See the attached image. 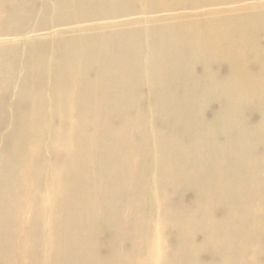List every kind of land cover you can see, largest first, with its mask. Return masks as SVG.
<instances>
[{
    "label": "rangeland",
    "instance_id": "1",
    "mask_svg": "<svg viewBox=\"0 0 264 264\" xmlns=\"http://www.w3.org/2000/svg\"><path fill=\"white\" fill-rule=\"evenodd\" d=\"M89 1H0V264H264V95L244 89L237 57L207 53L238 44L264 52V0H174L190 6L180 13L215 14L161 23L173 13L151 7L172 0ZM263 52L254 58L264 63Z\"/></svg>",
    "mask_w": 264,
    "mask_h": 264
},
{
    "label": "bare ground",
    "instance_id": "2",
    "mask_svg": "<svg viewBox=\"0 0 264 264\" xmlns=\"http://www.w3.org/2000/svg\"><path fill=\"white\" fill-rule=\"evenodd\" d=\"M0 1H1V0H0ZM58 1H60V3H61V0H58ZM67 1H68V0H67ZM82 1L84 2V0H82ZM86 1H89V0H86ZM90 1H91V0H90ZM90 1H89V2H90ZM95 1H96V0H95ZM101 1H102V0L97 1L96 4L99 3V2H101ZM259 1H260V0H259ZM261 1H262V0H261ZM6 2H7V1H6ZM51 2H52V0H51ZM64 2H66V1H64ZM64 2L62 1V3H64ZM69 2H70V1H69ZM74 2H75V1H74ZM79 2H81V1H79ZM79 2H78V3H79ZM106 2H107V1H106ZM109 2H110V0H109ZM19 3H20V2H19ZM60 3H59V5H60ZM84 3H85V6H86L87 2H84ZM91 3H92V2H91ZM16 4H17V3H16ZM49 4H50V2H49ZM55 4H56V3H55ZM70 4H71V3H70ZM70 4H69V5H70ZM74 4H75V3H74ZM81 4H83V3H81ZM81 4H79V5H81ZM89 4H90V3H89ZM89 4H87V5H89ZM92 4H93V3H92ZM92 4H90V5L92 6ZM94 4H95V2H94ZM100 4H101V3H99V5H100ZM106 4H107V3H106ZM138 4H139V3H138ZM160 4H161V5H160ZM160 4H159L158 6H152L151 8H152V9L164 10L165 12H168L169 14H170V13H173L174 16H173V17H157V18L155 19V21H157V22H159V23H161V22H165V21H173V20H179V21L184 20V21H189V20H192V19H195V18H200V17H203V16L205 17V16H207V15H210V14H213V13H214V12H210V13H209V12H208V13L195 12V13H193V14H191V15H189V14H187V13H182V12L180 13V12H179L180 10L190 8V6H181V5L178 6V5H176V2H175L174 0H172L171 2L168 1V2H166L165 4L161 1ZM238 4H239V3H238ZM240 4H241V3H240ZM240 4H239V5H240ZM17 5H18V4H17ZM67 5H68V3L65 4V6H67ZM99 5H98V7H100ZM14 6H15V5H14ZM57 6H58V5H57ZM81 6H82V5H81ZM91 6H89V7H91ZM203 6H204V4H203ZM205 6H210V5L206 4ZM232 6H235V5H232ZM50 7H51V5H50ZM62 7H63V4H62ZM69 7H70V6H69ZM69 7H68V9H69ZM82 7H83V6H82ZM82 7H81V8H82ZM93 7H94V6H93ZM95 7H96V6H95ZM95 7H94V8H95ZM139 7H140V6H139ZM193 7L195 8V7H197V6H193ZM199 7H200V6H199ZM224 7H225V6H224ZM227 7H229V6H227ZM57 8H58V7H57ZM76 8L78 9V7H76ZM76 8H75V9H76ZM87 8H88V7H87ZM1 9H2V8H1ZM14 9H15V7H14ZM45 9H46V8H45ZM68 9H67V10H68ZM77 9H76V10H77ZM84 9L87 11V9H86L85 7H84L82 10H84ZM89 9H90V8H89ZM91 9H93V8H91ZM131 9H132V8H131ZM140 9H141V8H140ZM210 9H211V8H210ZM47 10H48V9H47ZM59 10H60V9H59ZM69 10L71 11V10H73V8H70ZM76 10H74L73 12H75ZM85 10H84V11H85ZM96 10H97V9H96ZM141 10H142V9H141ZM141 10H140V11H141ZM200 10H201V9H200ZM50 11H52V10H50ZM50 11H49V12H50ZM78 11H79V10H77L76 12H78ZM86 11H85V12H86ZM88 11H90V10H88ZM191 11H192V10H191ZM198 11H199V10H198ZM201 11H202V10H201ZM61 12L64 13L65 10L63 11V10L61 9ZM80 12H81V11H80ZM85 12H84V13H81V14H85ZM90 12H91V11H90ZM99 12H100V11H99ZM141 12H142V11H141ZM174 12H175V13H174ZM224 12H225V11H224ZM59 13H60V12H59ZM63 13H61V14H63ZM65 13H66V12H65ZM70 13H71V12H70ZM78 13H79V12H78ZM78 13H77V14H78ZM88 13H89V12H87V14H88ZM102 13H103V11H102ZM102 13H101V14H102ZM168 13H165V14H168ZM16 14H17V13H16ZM46 14H47V13H46ZM50 14H51V13H50ZM55 14H56V10H55ZM75 14H76V13H75ZM87 14H86V15H87ZM90 14H91V13H90ZM103 14H104V13H103ZM105 14L107 15V13H105ZM214 14H215V13H214ZM17 15L19 16V14H17ZM17 15H15V16H17ZM43 15H45V14H43ZM66 15H67V14H66ZM66 15H65V16H66ZM73 15H74V14H73ZM98 15H99V14H98ZM141 15H142V14H141ZM158 15H160V14H158ZM11 16H12V14H11ZM39 16L42 17V15H39ZM47 16H48V15H47ZM50 16H51V15H50ZM54 16H56V15H54ZM67 16H68V15H67ZM75 16H76V15H75ZM78 16H80V15H78ZM81 16H82V15H81ZM87 16H88V15H87ZM9 17H10V16H9ZM13 17H14V16H13ZM13 17H12V18H13ZM19 17H20V16H19ZM21 17H22V16H21ZM52 17H53V16H52ZM63 17H64V15H62V18H63ZM69 17H70V16H69ZM85 17H86V16H85ZM104 17H105V16H104ZM104 17H102V18H104ZM107 17H108V16H107ZM42 18H43V17H42ZM44 18H45V17H44ZM58 18H59V16L56 18V20H57ZM60 18H61V17H60ZM74 18H75V17H74ZM76 18H77V16H76ZM81 18L83 19V17H81ZM14 19H15V18H14ZM17 19H21V18H17ZM67 19L70 20V18H67ZM82 19L80 20L81 22H82ZM84 19H85V18H84ZM89 19L92 20V18H89ZM89 19H88L87 21H89ZM95 19H97V18L95 17ZM54 20H55V19H54ZM60 20H61V19H58V21H56L57 24H58V22H59ZM64 20H66V17H65L64 19L61 20V22L63 21V22H62V25L64 24ZM93 20H94V19H93ZM0 21H1V20H0ZM70 21H71V20H70ZM70 21H68V24H69ZM87 21L85 20V22H87ZM138 21H139V20H138ZM146 21H147V20H146ZM41 22H42V21H41ZM46 22H47V21H45V23H46ZM48 22H49V21H48ZM56 22H55V23H56ZM61 22H60V23H61ZM65 22H66V21H65ZM73 22H74V20H73ZM149 22H150V20H149ZM149 22H148V23H149ZM152 22H154V21H152ZM37 23H38V22H37ZM37 23H36V25H37ZM43 23H44V22H43ZM51 23H52V21H51ZM55 23H54V24H55ZM66 23H67V22H66ZM77 23H78V22H76V24H77ZM140 23H141V21H140ZM24 24H25V23H24ZM29 24H30V23H29ZM46 24H47V23H46ZM73 24H74V23H73ZM41 25H42V24H41ZM49 25H50V24H49ZM71 25H72V24H71ZM79 25H80V24H79ZM137 25H140V24H137ZM137 25H135V26H137ZM143 25H144V24H143ZM25 26H28V25H25ZM25 26H24V27H25ZM33 26H34V25H33ZM33 26H32V27H33ZM37 26H38V25H37ZM37 26H36V27H37ZM44 26H45V25H42V27H44ZM64 26H67V25L64 24ZM64 26H63V27H64ZM127 26H128V25H127ZM20 27H21V26H20ZM32 27H31V28H32ZM55 27H56V26H55ZM55 27H53V29H54ZM60 27H61V26H60ZM45 28H46V27H45ZM45 28H44V29H45ZM57 28H58V26H57ZM2 29H4V28H2ZM9 29H11V28H9ZM15 29H16V27H15ZM18 29H19V26H18V28H17V31H18ZM21 29H22V28H21ZM29 29H30V28H29ZM33 29H34V28H33ZM40 29H43V28H40ZM50 29H51V28H50ZM22 30H23V29H22ZM35 30H36V28H35ZM55 30H56V29H55ZM101 30H104V28L101 29ZM108 30H109V29H108ZM108 30H107V31H108ZM4 31H5V29H4ZM4 31H2V32H4ZM14 31H15V30H14ZM23 31H24L23 33L28 32V31H25V29H24ZM36 31H37V30H36ZM38 31H40V30H38ZM67 31H68V30H67ZM70 31H71V30H70ZM74 31H77V30H74ZM78 31H79V30H78ZM6 32H7V29H6ZM12 32H13V31H12ZM18 32H20V31H18ZM18 32H17V33H18ZM34 32H35V31H34ZM20 33H22V32H20ZM31 33H32V32H31ZM76 33H77V32H76ZM5 34H6V33H5ZM13 34H14V33H13ZM13 34L9 35V36H11V39H12V35H13ZM33 34H34V33H33ZM21 35H22V34H21ZM55 35H56V34H55ZM75 35H76V34H75ZM0 36H1V35H0ZM6 36H7V34H6ZM9 36H8V38H9ZM50 36H51V35H50ZM56 36H57V35H56ZM72 36H73V35H72ZM2 37H4V36H2ZM60 37H61V36H60ZM63 37H66V35L63 36ZM78 37H79V36H78ZM82 37H83V36H82ZM82 37H81V38H82ZM8 38H7V39H8ZM37 38H38V37H37ZM53 38L55 39L54 36H53ZM74 38H76V37H74ZM47 39H49V37H48ZM66 39L68 40V38H66ZM66 39H65V40H66ZM71 39H73V38H71ZM71 39H70V40H71ZM242 39H243V38H242ZM50 40H52V38H51ZM75 40H76V39H75ZM75 40H74V41H75ZM82 40H83V39H82ZM25 41H26V40H25ZM44 41H45V40H44ZM47 41H49V40H47ZM47 41H46V42H47ZM55 41H56V40H55ZM57 41H58V43H59V39H58ZM244 41H245V40H244ZM12 42H13V41H12ZM17 42H18V41H17ZM75 42H76V41H75ZM78 42H79V41H78ZM21 43H24V42H21ZM47 43H48V42H47ZM53 43H54V42H53ZM245 43H246V42H245ZM11 44H12V43H11ZM19 44H20V43H19ZM22 45H23V44H22ZM77 45H78V46H82V45H80V44H77ZM233 45H234V44H233ZM16 47H17V45H16ZM17 48H18V47H17ZM83 48H84V47H83ZM50 50H51V49H50ZM80 50H81V49H80ZM52 51H54V50H52ZM76 51H77V50H76ZM81 51H82V50H81ZM83 52H85V50H84ZM262 52H263V51H262ZM262 52L256 50V48H255L254 45H251V44H238V45L231 46V47H230V46H227V47H225V48H223V47H222V48H217V47H216V48L210 49L207 53H211V54H220V55L223 56V57H237V59H236V65H235V71H236L237 74H238L239 76H241V77H244V78H249V77H250L249 79H245L244 89H246V90L249 89V90H252V91H254V92H256V91L258 90V92L260 91V92H259L260 95H264V63H263L261 60L258 61L256 58H254V57H259L260 55H262V54H261ZM191 53L194 55V54H196L197 52H196V51H192ZM198 53H200V51H198ZM263 53H264V52H263ZM49 54H50V53H49ZM52 55H54V54H52ZM49 56H50V55H49ZM67 56H68V55H67ZM73 56H74V55H73ZM70 57H72V54H71ZM194 57H195V56H194ZM23 58H24V57H22V59H23ZM55 62H56V61H55ZM55 62H54V64H55ZM52 63H53V62H52ZM22 64H23V63H22ZM47 64H48V63H47ZM147 64H148V63H147ZM51 65H52V64H51ZM6 66H7V65H6ZM8 66H9V65H8ZM46 66H48V65H46ZM148 66H149V65H148ZM3 67H4V66H3ZM16 67H17V66H16ZM20 67H21V66H20ZM23 67H24V66H23ZM26 67H27V66H26ZM29 67H30V66H29ZM29 67H27V68L29 69ZM31 67H32V66H31ZM24 68H25V67H24ZM34 68H35V67H34ZM5 69H6V68H5ZM7 69H8V68H7ZM25 69H26V68H25ZM36 69H37V67H36ZM36 69H35V72H36ZM43 69H44V66H43ZM51 69H52V68H51ZM11 70L14 71L15 68H12ZM18 70H19V69H18ZM20 70H21V69H20ZM29 70H32V68L29 69ZM37 70H39V69H37ZM13 71H12V72H13ZM22 71L25 72L24 70H22ZM41 71H42V70H41ZM44 71H45V70H44ZM50 71H51V70L49 69V72H50ZM52 71H53V69H52ZM17 72H18V71H17ZM27 72H29V71H27ZM33 72H34V71H33ZM42 72H43V71H42ZM45 72H46V71H45ZM25 73H26V72H25ZM43 73H44V72H43ZM47 73H48V72H47ZM255 73H256V74H259V75H261V76H263V77L260 78V79H257V78L255 79V77H254V76H255ZM0 74H1V73H0ZM22 74H23V73H22ZM44 74H45V73H44ZM7 75H8V74H7ZM253 75H254V76H253ZM0 76H1V75H0ZM17 76H18V75H17ZM51 76L53 77L54 75L50 74V77H51ZM20 77H21V76H20ZM3 78H5V77H3ZM3 78H2V79H3ZM15 78H16V77H15ZM15 78H14V79H15ZM48 78H49V77H48ZM48 78H46V82H47V79H48ZM7 79H9V78L7 77ZM19 79H20V78H19ZM52 79H53V78H52ZM54 79H55V77H54ZM16 80H17V78H16ZM50 80H51V79H50ZM8 81H9V80H8ZM14 81H15V80H14ZM34 81H35V80H34ZM18 82H19V81H17V83H18ZM32 82H33V80H32ZM47 83H48V82H47ZM51 83H52V82H51ZM21 84H22V83H21ZM32 84H33V83H32ZM25 85L27 86V82H26V84H24V86H25ZM37 85H39V84H37ZM21 86H22V85H21ZM24 86H23V87H24ZM29 86H31L30 83H29L28 87H29ZM34 86H35V84H34ZM31 87H32V86H31ZM24 88H25V87H24ZM61 88H62V85H61ZM64 88H65V87H64ZM6 89H7V88H6ZM16 89H17V88H16ZM25 89H27V87H26ZM38 89H39V88H38ZM46 89H49V87L46 88ZM7 90H8V89H7ZM14 90H15V89H14ZM19 90H20V89H19ZM22 90H23V89H22ZM52 90H53V89H52ZM8 91H9V90H8ZM29 91H30V90H29ZM32 91H34V89H33ZM38 91H39V90H38ZM49 91H50V90H49ZM24 92H28V90H27V91H24ZM52 92H53V91H52ZM52 92L50 93V97H51ZM14 93H15V92H14ZM23 94H24V93H22V95H23ZM26 94H27V93H26ZM28 94H29V93H28ZM14 95H15V94H14ZM31 95H32V93H31ZM31 95L28 96V97L31 98ZM20 96H21V95H20ZM32 97H33V95H32ZM35 97H37V96L35 95ZM46 97H48V96H46ZM9 98H10V97H9ZM14 98H15V97H14ZM21 98H22V97H21ZM24 98H25V97H24ZM37 98H38V97H37ZM51 98H52V97H51ZM25 99H27V95H26V98H25ZM38 99H39V98H38ZM9 100H11V99H9ZM35 100H36V99H35ZM35 100H34V98L32 99V101H34V102H37V101H39L40 99H39V100H36V101H35ZM2 101H4V99H3ZM5 102H6V101H5ZM8 102H9V101H8ZM48 102H49V100H48ZM259 102H263L262 98L259 100ZM2 103H3V102H2ZM32 103H33V102H32ZM49 103H50L49 105H51V102H49ZM255 103H256V101H255ZM33 104H34V103H33ZM43 104H44V103H43ZM22 106H23V104H22ZM32 107H34V106H32ZM53 107H55V106H54V103H53ZM33 109H34V108H32V110H33ZM54 109H55V108H54ZM58 109H59V108H58ZM41 110H42V109H41ZM24 111H25V110H24ZM27 111H28V110H27ZM59 112H60V111H59ZM41 113H42V112H41ZM49 113H50V112H49ZM52 113H53V112H52ZM52 113H51V114H52ZM56 113H58V112H56ZM72 113H73V112H72ZM31 114H32V113H31ZM45 114H46V113H45ZM136 114H137V112H136ZM136 114H135V115H136ZM26 115H27V114H26ZM53 115H54V114H53ZM55 116H56V115H55ZM57 116H58V115H57ZM22 117H23V116H22ZM30 117H31V116H30ZM40 117H41V116H40ZM50 117H51V116H50ZM60 117H61V116H60ZM80 117H82V116H80ZM136 117H137V116H136ZM41 118H42V117H41ZM26 119H27V118H26ZM28 119H30V118H28ZM31 119H32V117H31ZM33 119H34V117H33ZM33 119L30 120V122H32ZM38 119H39V117H38ZM42 119H44V118H42ZM59 119H60V118H59ZM71 119H72V118H71ZM139 119H140V118H139ZM57 120H58V119H57ZM68 121H69V120H68ZM71 121H72V120H71ZM81 121H82V119H81ZM73 122L76 123L74 120H73ZM73 122H72V123H73ZM46 123H47V122H46ZM48 123H49V122H48ZM69 123H70V122H69ZM80 123H81V122H80ZM83 123H84V122H83ZM135 123L137 124V122H135ZM12 124H13V123H11V125H12ZM37 124H39V123H37ZM50 124H51V123H50ZM9 125H10V124H9ZM9 125H8V126H9ZM13 125H14V124H13ZM32 125H33V124H32ZM35 125H36V123H35ZM39 125H40V124H39ZM42 125L44 126V124H42ZM46 125H47V124H46ZM46 125H45V126H46ZM48 125H49V124H48ZM53 125H54V124H53ZM55 125H56V124H55ZM76 125H77V124H75V125H71V126H74V127H75ZM21 126H22V125H21ZM36 126H38V125H36ZM59 126H60V125H59ZM69 126H70V125H69ZM12 127H13V126H11V128H12ZM27 127H29V123H28ZM31 127H32V126H31ZM46 127H47V126H46ZM50 127L52 128V127H54V126L51 125ZM55 127H56V126H55ZM57 127H58V126H57ZM76 127H77V126H76ZM137 127H138V126H137ZM0 128H1V127H0ZM18 128H20V127H18ZM21 128H22V127H21ZM29 128H30V127H29ZM32 128H33V127H32ZM32 128H31V129H32ZM37 128H38V127H37ZM65 128H67V127H65ZM25 129H26V128H25ZM31 129H30V130H31ZM38 129H39V128H38ZM46 129H48V128H46ZM9 130H10V129H9ZM12 130H13V129H12ZM12 130H11V131H12ZM27 130H28V129H27ZM54 130H57V129L54 128ZM67 130H68V129H67ZM130 130H131V129H130ZM16 131H17V130H16ZM16 131L14 130V132H16ZM74 131H75V130H74ZM47 132H48V131H47ZM49 132H50V129H49ZM57 132H58V131H56V133H57ZM59 132H60V131H59ZM69 132H70V131H69ZM77 132H78V131H77ZM16 133H18V132H16ZM42 133H43V132H42ZM45 133H46V132H45ZM50 133H51V132H50ZM50 133H49V134H50ZM53 133H54V132H53ZM72 133H73V132H72ZM18 134H19V133H18ZM24 134H25V133H24ZM68 134H69V133H68ZM76 134H78V133H76ZM130 134L132 135V133H130ZM130 134H129V135H130ZM10 135H11V134H10ZM13 135H14V133H13ZM50 135H51V134H50ZM50 135H49V137H50ZM57 135H58V134H57ZM66 135H67V134H66ZM71 135H72V134H70V136H71ZM74 135H75V134H74ZM80 135H82V134H80ZM80 135H79V136L77 135V136L80 137ZM151 135H152V133H151ZM55 136H56V135H55ZM7 137H8V136H7ZM10 137H11V136H10ZM14 137H15V135H14ZM53 137H54V136H53ZM58 137H60V135H59ZM71 137H72V136H71ZM82 137H83V136H82ZM145 137H146V136H145ZM151 137L153 138V136H151ZM25 138H26V137H25ZM43 138H44V137H43ZM50 138H51V137H50ZM55 138H56V137H55ZM55 138H53V139L55 140ZM66 138H67V137H66ZM66 138H65V139H66ZM68 138H69V137H68ZM86 138H87V137H86ZM116 138H117V136H116ZM129 138H130V137H129ZM13 139H15V138H13ZM21 139H22V136H21ZM21 139H20V140H21ZM62 139H63V138H62ZM71 139H72V138H71ZM4 140H5V139H4ZM9 140H10V139H9ZM23 140H24V139H23ZM46 140H47V138H46ZM46 140H45V141H46ZM66 140H67V139H66ZM73 140H74V139H73ZM84 140H85V139H84ZM93 140H94V139H93ZM113 140H114V138H113ZM117 140H118V138H117ZM145 140H146V139H145ZM6 141H7V139L5 140V142H6ZM16 141H17V140H16ZM24 141H25V140H24ZM70 141H72V140H69V142H70ZM86 141H87V140H86ZM129 141H130V140H129ZM5 142H4V143H5ZM67 142H68V141H67ZM73 142H74V141H73ZM75 142H76V141H75ZM81 142H83V141H81ZM8 143H9V142H8ZM41 143H42V142H41ZM44 143H45V142H44ZM70 143H71V142H70ZM76 143H78V142H76ZM119 143H120V142H119ZM51 144H52V142H51ZM71 144H72V143H71ZM115 144H116V143H115ZM145 144H146V143H145ZM155 144H156V143H155ZM16 145H17V144H16ZM45 145H46V144H45ZM76 145H77V144H76ZM79 145H80V144H79ZM127 145H128V144H127ZM146 145H147V144H146ZM157 145H158V144H157ZM159 145H161V144H159ZM5 146H6V145H5ZM9 146H10V145H9ZM72 146H73V145H72ZM72 146H71V147H72ZM86 146H88V145H85V147H86ZM143 146H144V145H143ZM155 146H156V145H155ZM0 147L2 148V145H1ZM45 147H46V146H45ZM47 147H48V146H47ZM64 147H65V146H64ZM79 147H80V146H79ZM82 147H83V146H82ZM145 147H147V146H145ZM152 147H153V146L151 145V148H152ZM16 148H18V147L16 146ZM72 148H73V147H72ZM75 148H76V147H75ZM136 148H137V147H136ZM156 148H157V146H156ZM3 149H4V148H3ZM6 149H7V148H6ZM6 149H5V150H6ZM14 149H15V147H14ZM121 149H122V148H121ZM142 149H143V148H142ZM148 149H149V148H148ZM8 150H10V149H8ZM12 150H13V149H12ZM15 150H16V149H15ZM15 150H14V151H15ZM17 150H18V149H17ZM76 150H77V149H76ZM114 150H115V149H114ZM134 150H135V149H134ZM149 150H150V149H149ZM155 150H156V149H155ZM159 150H160V149H159ZM10 151H11V150H10ZM74 151H75V150H74ZM77 151H78V150H77ZM87 151H88V150H87ZM118 151H119V149H118ZM118 151L116 152L117 155H119V154H118ZM146 151H147V150H146ZM153 151H154V150H153ZM0 152H1V151H0ZM2 152H3V151H2ZM4 152H5V151H4ZM71 152H72V151H71ZM136 152H137V151H136ZM147 152H150V151H147ZM16 153H18V152H16ZM46 153H47V152H46ZM65 153H66V152H65ZM76 153L79 154V151L76 152ZM116 153H114V154H116ZM157 153H158V152H157ZM6 154H7V153H6ZM18 154H19V153H18ZM59 154H60V153H59ZM73 154H75V153L73 152L72 155H73ZM131 154H132V152H131ZM159 154H160V152H159ZM2 155H3V154H2ZM15 155H16V154H15ZM47 155H48V154H47ZM49 155H51L50 152H49ZM94 155H95V154H94ZM107 155H108V154H107ZM110 155L112 156V154H110ZM160 155H161V154H160ZM7 156H8V155H7ZM7 156H6V160H7ZM9 156H10V155H9ZM9 156H8V158H9ZM11 156H12V153H11ZM16 156H17V155H16ZM26 156H27V155H26ZM61 156H62V154H61ZM64 156H65V155H64ZM131 156H133V155H131ZM131 156H130V157H131ZM162 156H163V154H162ZM51 157H52V156H51ZM72 157H73V156H72ZM72 157H71V158H72ZM76 157H77V156H76ZM78 157H79V156H78ZM93 157H94V156H93ZM107 157H108V159H112L111 157L109 158V156H107ZM122 157H123V156H122ZM127 157H128V156H127ZM164 157H165V156H164ZM64 158H65V157H64ZM74 158H75V156H74ZM82 158H83V157H82ZM82 158H81V160H82ZM86 158H87V155H86ZM94 158H95V157H94ZM116 158H117V156H116ZM116 158H115V159H116ZM120 158H121V156H120ZM134 158H136V157H134ZM166 158H167V157H166ZM169 158H170V157H169ZM0 159H2V158H0ZM4 159H5V158H4ZM87 159H88V158H87ZM99 159H100V158H99ZM104 159H105V157H104ZM106 159H107V158H106ZM106 159H105V160H106ZM108 159H107V160H108ZM159 159H160V158H159V156H158V162H160ZM177 159H178V158H177ZM9 160H10V161H9ZM11 160L13 161V159H8L7 161H8V162H11ZM27 160H28V159H27ZM64 160H65V159H64ZM73 160H74V159H73ZM76 160H77V159H76ZM76 160H75V161H76ZM78 160H79V159H78ZM78 160H77V161H78ZM94 160H95V159H94ZM112 160H114V159H112ZM120 160H122V159H120ZM130 160H131V159H130ZM130 160H129V162H130ZM170 160H171V159H170ZM178 160H179V159H178ZM118 161H119V160H118ZM122 161H123V160H122ZM131 161H132V160H131ZM4 162H5V161H4ZM106 162H109V161H106ZM106 162H105V163H106ZM129 162H128V166H129ZM134 162H135V161H134ZM136 162H137V161H136ZM1 163H2V165H3V162H0V164H1ZM11 163H12V162H11ZM64 163H65V161H64ZM73 163H74V161H73ZM75 163H76V162H75ZM75 163H74V164H75ZM82 163H83V160H82ZM84 163H85V161H84ZM100 163H101V162H100ZM113 163H114V161H113ZM113 163H112V164H113ZM156 163H157V161H156ZM161 163H162V162H161ZM8 164H9V163H8ZM12 164H13V163H12ZM78 164H79V162H78ZM94 164H95V163H94ZM106 164H107V163H106ZM112 164H111V163H110V164L108 163V167H107V169H109V166H110V165L112 166ZM115 164H116V163H115ZM115 164H114V165H115ZM120 164H121V161H120L119 165H120ZM122 164H123V163H122ZM124 164L127 165L126 162H125ZM2 165H1V166H2ZM17 165H18V163H17ZM46 165H47V164H46ZM51 165H52V164H51ZM64 165H65V164H64ZM66 165H67V164H66ZM75 165H76V167H78V166H77V163H76ZM84 165H85V164H84ZM86 165H87V163H86ZM97 165H98V164H97ZM119 165H118V166H119ZM157 165H158V164H157ZM157 165H156V166H157ZM164 165H165V164H164ZM164 165L162 164L161 166L163 167ZM167 165H169V164L167 163ZM4 166H5V165H4ZM88 166H89V164H88ZM101 166H102V165H101ZM105 166H106V165H105ZM116 166H117V165H116ZM118 166H117V167H118ZM130 166H131V165H130ZM153 166H154V165H153ZM153 166H152V167H153ZM159 166H160V163H159L158 167H159ZM19 167H20V166H19ZM25 167H26V166H25ZM55 167H56V166H55ZM73 167L75 168V166H73ZM82 167H83V166H82ZM84 167H85V166H84ZM114 167H115V166H114ZM119 167H120V166H119ZM4 168H5V167H4ZM14 168H16V167L14 166ZM17 168H18V166H17ZM50 168H51V167H50ZM58 168H59V167H58ZM80 168H81V166H80ZM88 168H89V167H88ZM91 168H92V167H91ZM95 168H99V167L97 166V167H95ZM101 168H102V167H101ZM115 168H116V167H115ZM121 168H123V167H120V170H121ZM159 168H160V167H159ZM5 169H6V168H5ZM8 169L11 170L12 168L10 167V168H8ZM8 169H7V170H8ZM20 169L22 170V168H20ZM48 169H49V168L47 167V170H48ZM51 169H52V168H51ZM92 169H93V168H92ZM111 169H112V168H111ZM157 169H158V168H157ZM2 170H3V169H2ZM7 170H6V171H7ZM10 170H8L7 172L9 173ZM14 170H15V169H14ZM14 170H13V172H15ZM74 170H76V168H75ZM87 170H88V169H87ZM96 170H97V169H96ZM125 170H126V169H125ZM162 170H163V169H162ZM162 170H161V172H162ZM18 171H19V170H18ZM30 171H31V170H30ZM80 171H81V170H80ZM94 171H95V170H94ZM104 171H105V170L103 169V172H104ZM113 171H114V170H113ZM118 171H119V168L117 169V172H118ZM131 171H132V169L130 170V172H131ZM3 172H4V171H3ZM19 172H20V171H19ZM51 172H52V171H51ZM65 172H66V171H65ZM76 172H79V171H76ZM81 172H82V171H81ZM84 172H85V170H84ZM84 172H83L82 174H84ZM89 172H90V171H89ZM98 172H99V171H98ZM121 172H122V173H125V172H123V171H120V173H121ZM126 172H127V170H126ZM128 172H129V171H128ZM163 172H164V171H163ZM86 173H88V171H87ZM90 173H91V172H90ZM122 173H121L120 175H122ZM158 173H160V172H158ZM164 173H165V172H164ZM4 174L6 175V173H4ZM11 174H12V173H11ZM11 174H9V175H11ZM13 174H14V173H13ZM69 174H70V173H69ZM76 174H77V176H78V173H76ZM98 174H100V173H97V176H98ZM103 174H104V173H103ZM112 174H113V173H112ZM116 174H117V173H116ZM125 174H127V173H125ZM154 174H155V171H154ZM156 174H157V173H156ZM161 174H162V173H161ZM166 174H167V172H166ZM70 175H71V174H70ZM80 175H81V174H80ZM106 175H107V174H106ZM106 175H105V176H106ZM109 175H110L111 177H113V175H111V174H109ZM128 175H129V174H128ZM157 175H158V174H157ZM1 176H2V175H1ZM71 176H72V175H71ZM82 176H86V175H82ZM82 176H81V177H82ZM87 176H88V175H87ZM87 176H86V177H87ZM114 176H116V175L114 174ZM126 176H127V175H126ZM154 176H156V175H154ZM154 176H153V177H154ZM5 177H6V176H5ZM7 177H8V176H7ZM9 177H11V176H9ZM99 177H100V176H99ZM111 177H110V179H114V177H113V178H111ZM118 177H120V176H118ZM1 178H3V177H1ZM14 178H15V175H14ZM26 178H27V176H26ZM61 178H62V177H61ZM78 178H79V176H78ZM82 178H84V177H82ZM82 178H81V179H82ZM88 178L90 179V174H89V177H88ZM88 178H87V179H88ZM95 178H96V177H95ZM100 178H102V177H100ZM154 178H155V177H154ZM9 179H10V178H9ZM75 179H76V178H75ZM91 179H93V177H92ZM102 179H103V178H102ZM110 179H109V181H110ZM115 179H116V178H115ZM0 180H1V179H0ZM10 180H11V179H10ZM70 180H71V179H70ZM77 180H78V179H77ZM85 180H86V179H85ZM93 180H94V179H93ZM97 180H98V179H97ZM99 180H100V179H99ZM103 180H105V178H104ZM121 180L123 181V178H122ZM147 180H148V179L144 180V182L147 181ZM150 180H151V179H149V181H150ZM158 180H159V178H158ZM160 180H161V178H160ZM6 181H7V178H6ZM6 181H4V182L6 183ZM11 181L13 182V180H11ZM41 181H42V180H41ZM106 181H107V178H106ZM112 181H113V180H111V183H113ZM117 181H118V180H117ZM155 181H156V180H155ZM8 182H9V181H8ZM77 182H78V181H77ZM81 182H82V181H81ZM88 182H89V181H88ZM114 182H116V180H114ZM118 182H119V181H118ZM120 182H121V181H120ZM144 182H143V183H144ZM161 182H162V180H161ZM5 183H4V184H5ZM42 183H43V181H42ZM71 183H72V182H71ZM89 183H90V182H89ZM98 183H99V181H98ZM103 183H105V182H103ZM111 183H110V184H111ZM157 183H158V182H157ZM157 183H156V184H157ZM159 183H160V182H159ZM25 184H26V183H25ZM31 184H32V183H31ZM45 184H46V183H45ZM82 184H83V183H81V185H82ZM91 184H92V183H91ZM96 184H97V182H96ZM107 184H108V183H107ZM110 184H109V185H110ZM146 184H147V183H146ZM146 184H145V185H146ZM35 185H36V184H34V186H35ZM43 185H44V184H43ZM70 185H71V184H70ZM74 185H75V184H74ZM104 185H105V184H104ZM109 185H108V188L110 187ZM143 185H144V184H142V186H143ZM145 185H144V186H145ZM149 185H150V183H149ZM157 185H158V184H157ZM14 186H16V185L14 184ZM27 186H28V184H27ZM46 186H47V185H46ZM78 186H80V185H78ZM83 186L86 187L85 182H84V185H83ZM83 186H82V187H83ZM113 186L116 187L117 184L115 183ZM113 186L110 187V188H112V191H113ZM118 186H119V184H118ZM125 186H126V185H125ZM125 186H124V187H125ZM132 186H133V184H132ZM153 186H154V185H153ZM177 186H178V185H177ZM7 187H9L8 184H7ZM72 187H73V186H72ZM90 187H91V186H90ZM96 187H97V186H96ZM98 187H99V185H98ZM98 187H97V188H98ZM149 187H150V186H149ZM149 187H148V188H149ZM155 187H156V186H155ZM28 188H29V186H28ZM79 188H80V187H79ZM97 188H96V189H97ZM99 188H100V187H99ZM110 188H109V189H110ZM120 188H121V187H120ZM125 188H126V187H125ZM143 188H144V187H143ZM145 188H146V187H145ZM15 189H16V188H15ZM53 189H54V188H53ZM96 189H95V190H96ZM104 189H105V188H104ZM114 189H115V188H114ZM116 189H117V188H116ZM116 189H115V191H116ZM131 189H132V188H131ZM86 190H87V187H86ZM98 190H99V189H97L96 191H98ZM110 190H111V189H110ZM110 190H109V191H110ZM118 190H119V189H118ZM118 190H117V191H118ZM123 190H124V189H123ZM125 190H126V189H125ZM128 190H129V189H128ZM128 190H127V192H129ZM132 190H133V189H132ZM145 190H146V189H145ZM149 190H150V189H149ZM155 190H156V189H155ZM155 190H154V191H155ZM76 191H77V190H76ZM82 191H83V189H82ZM109 191H108V192H109ZM117 191H116V192H117ZM119 191H120V190H119ZM119 191H118V192H119ZM130 191H131V190H130ZM1 192H3V191H1ZM9 192H10V191H9ZM79 192H80V191H78V193H79ZM90 192H91V191H90ZM90 192H88V193H90ZM92 192H93V190H92ZM105 192H106V191H105ZM118 192H117V193H118ZM125 192H126V191H125ZM125 192H124V193H125ZM132 192H133V191H132ZM4 193H5V192H3V196L5 195ZM85 193H87V192H85ZM98 193H101V192L99 191ZM98 193H97V195L100 196L101 194H98ZM112 193H114V192H111V195H112ZM11 194H12V190H11ZM18 194H19V193H18ZM18 194H17V196H18ZM83 194H84V193H83ZM108 194H109V193H108ZM129 194L131 195L132 193H129ZM0 195H1V194H0ZM80 195L82 196V194H78V196H80ZM85 195H86V194H85ZM85 195H84V196H85ZM114 195H116V194H114ZM117 195H118V194H117ZM22 196H23V195H22ZM67 196H68V195H67ZM89 196H90V194H89ZM95 196H96V195L94 194L93 197L95 198ZM99 196H98V197H99ZM144 196H145V195H144ZM156 196H158L157 193H156ZM20 197H21V196H20ZM23 197H24V196H23ZM28 197H29V196H27L26 198L28 199ZM33 197H34V196H33ZM53 197H54V195H53ZM87 197H88V196H87ZM91 197H92V194H91ZM100 197H101V199H102V196H100ZM105 197H106V199H107V197L109 198V196H105ZM114 197L116 198V196H114ZM114 197H113V198H114ZM118 197H119V196H117V198H118ZM145 197H146V199H147V196H145ZM150 197H151V194H150ZM154 197H155V196H154ZM10 198H11V197H10ZM12 198H13V196H12ZM32 199H33V198H32ZM47 199H48V198H47ZM72 199H73V198H72ZM74 199H75V198H74ZM78 199H79V198H78ZM83 199H84V198H83ZM96 199H97V198H96ZM101 199H99V201H100ZM111 199H112V198H111ZM120 199H121V198H120ZM144 199H145V198H144ZM146 199H145V200H146ZM150 199H151V198H150ZM259 199H260V198H259ZM13 200H14V198H13ZM29 200H31V199H29ZM44 200H45V198H44ZM93 200H94V199H93ZM104 200H105V199H104ZM128 200H129V199H128ZM132 200H133V199H132ZM5 201H6V200H5ZM18 201H19V199H18ZM25 201H26V200H25ZM32 201H33V200H32ZM35 201H36V200H35ZM74 201H75V200H74ZM79 201H84V200H79ZM85 201H86V199H85ZM85 201H84V202H85ZM99 201H98V203H99ZM105 201H106V200H105ZM105 201H104V203H105ZM111 201H112V200H111ZM113 201H114V200H113ZM124 201H127V200L124 199ZM133 201H134V200H133ZM137 201H138V200H137ZM140 201H141V200H140ZM256 201H257V198H256ZM261 201H262V200H261ZM263 201H264V200H263ZM84 202H83V203H84ZM89 202H90V201H89ZM89 202H87V204H88ZM93 202H94V201H92V203H93ZM107 202H108V201H107ZM150 202H151V201H150ZM258 202H259V201H258ZM21 203H22V202H21ZM27 203H28V202H27ZM98 203H97V205H100V203H99V204H98ZM108 203H109V202H108ZM113 203H114V202H113ZM130 203L132 204L131 201H130ZM138 203H139V202H138ZM0 204H1V203H0ZM6 204H7V203H6ZM44 204H45V203H44ZM48 204H49V202H48ZM89 204H90V203H89ZM93 204H96V203H93ZM102 204H103V203H102ZM109 204H111V203H109ZM114 204H115V203H114ZM119 204H121V202H120ZM123 204H124V203H123ZM123 204H122V205H123ZM128 204H129V203H128ZM252 204L254 205L255 203H252ZM257 204H258V203H257ZM260 204H261V203H260ZM34 205H35V204H33V206H34ZM37 205H38V204H37ZM62 205H63V204H62ZM62 205H61V207H62ZM83 205H84V204H83ZM83 205L81 206L83 209H82V210L79 209V210H80V212L83 211V213H84V208H85V207H83ZM90 205H91V204H90ZM90 205H89V206H90ZM97 205H96V209H97V208H100V210H101V207H100V206L97 207ZM104 205H105V204H104ZM104 205H103V206H104ZM111 205H113V204H111ZM111 205H110V206H111ZM125 205H126V204H125ZM145 205H146V204H145ZM157 205H158V204H157ZM3 206H4V205H3ZM25 206H26V205H25ZM25 206H24V207H25ZM52 206H54V203L52 204ZM79 206H80V205H79ZM91 206H93V205H91ZM91 206H90V207H91ZM94 206H95V205H94ZM105 206H106V205H105ZM117 206H118V205H117ZM0 207H1V206H0ZM5 207H6V206H5ZM8 207H10V206H8ZM119 207H120V206H119ZM119 207H118V208H119ZM123 207H124V205H123ZM128 207H129V205H128ZM128 207H127V208H128ZM151 207H152V206H151ZM253 207H255V205H254ZM10 208H11V207H10ZM21 208H22V206L20 207V209H21ZM73 208H74V207H73ZM93 208H94V207H93ZM93 208L91 207L92 210H93ZM107 208H108V206H107ZM115 208H116V207H115ZM120 208H121V207H120ZM120 208L118 209V211H120ZM125 208H126V207H125ZM147 208H148V205H147ZM147 208H146V209H147ZM63 209H64V208H63ZM86 209H87V207H86ZM86 209H85V210H86ZM89 209H90V208H89ZM103 209H104V208H103ZM108 209H109V208H108ZM111 209H112V208H111ZM121 209H122V208H121ZM131 209H132V208H131V206H130V210H131ZM137 209H139V208L137 207ZM256 209L258 210L259 208L257 207ZM4 210H5V209H4ZM10 210H11V209H10ZM24 210H25V209H24ZM45 210H46V209H45ZM59 210H60V209H59ZM70 210H71V209H70ZM79 210H78V213H79ZM97 210H99V209H97ZM112 210H113V209H112ZM112 210H111V211H112ZM132 210H133V209H132ZM132 210H131V211H132ZM140 210H142V208H141ZM151 210H152V209H151ZM257 210H256V211H257ZM22 211H23V209H22ZM30 211H31V210H30ZM71 211H72V210H71ZM104 211H105V210H104ZM121 211H122V210H121ZM128 211H129V210H128ZM138 211H139V210H138ZM142 211H143V210H142ZM256 211H255V212H256ZM6 212H7V211H6ZM11 212H12V211H11ZM11 212H10V213H11ZM60 212L62 213V211H60ZM63 212H64V211H63ZM92 212H93V216H94V210H93ZM95 212L97 213V211H95ZM101 212H102V211H100V213H101ZM112 212L115 213V211H112ZM116 212H117V211H116ZM135 212H136V211H135ZM143 212H145V211H143ZM257 212H258V211H257ZM257 212H256V213H257ZM260 212H261V211H260ZM1 213H2V212H1ZM25 213H26V212H25ZM30 213H31V212H30ZM30 213H29V215H30ZM58 213H59V212H58ZM83 213H82V214H83ZM89 213H90V212H89ZM102 213H103V212H102ZM104 213H105V212H104ZM109 213H110V212H109ZM121 213H122V212H121ZM145 213H146L145 215H147V212H145ZM151 213H152V212H151ZM62 214H63V213H62ZM90 214H91V213H90ZM98 214H99V212H98ZM106 214H107V213H106ZM123 214H124V213H123ZM132 214H133V213H132ZM135 214H136V213H135ZM138 214H139V212H138ZM259 214H260V213H259ZM261 214H262V213H261ZM1 215H2V214H1ZM5 215H6V214H5ZM5 215H4V213H3V216H2V217H6ZM10 215L12 216V214H10ZM10 215H9V216H10ZM29 215H28V217H29ZM59 215H60V214H59ZM83 215H84V214H83ZM108 215H109V214H108ZM112 215H113V214H112ZM117 215H118V214H117ZM130 215H131V214H130ZM141 215H142V214H141ZM145 215H144V216H145ZM78 216H80V215H78ZM95 216H96V215H95ZM121 216H122V215H121ZM126 216H127V213H126ZM139 216H140V215H139ZM150 216H151V215H150ZM158 216H159V215H158ZM263 216H264V215H263ZM25 217H27V216H25ZM25 217H24V218H25ZM58 217H59V216H58ZM70 217H71V215H70ZM75 217H76V215H75ZM83 217H84V219H85V215H84ZM86 217H87V216H86ZM88 217H89V215H88ZM88 217H87V218H88ZM104 217H106V216L104 215ZM133 217H134V215H133ZM255 217H256V216H255ZM255 217H254V218H255ZM61 218H63V217H61ZM90 218H91V217H90ZM92 218H93V217H92ZM98 218H99V217H98ZM119 218H121V217H119ZM123 218H124V217H123ZM147 218H148V217H147ZM151 218H152V216H151ZM9 219H10V218H9ZM63 219H64V218H63ZM94 219H96V218H94ZM255 219H256V218H255ZM255 219H254V220H255ZM262 219H264V218H262ZM262 219H261V220H262ZM19 220H20V219H19ZM44 220H45V219H44ZM47 220H48V219H47ZM89 220H90V219H89ZM125 220H127V219H125ZM137 220H138V219H137ZM259 220H260V219H259ZM25 221H26V220H25ZM57 221H58V220H57ZM76 221H77V220H76ZM113 221H114V220H113ZM117 221H118V220H117ZM131 221H132V220H131ZM149 221H150V220H149ZM241 221H242V220H241ZM262 221H263V220H262ZM3 222H4V221H3ZM88 222H89V221H88ZM92 222H93V221H92ZM115 222H116V221H114V223H115ZM255 222H256V221H255ZM15 223H16V222H15ZM62 223H63V222H62ZM107 223H109V222L107 221ZM118 223H119V222H117V224H118ZM125 223H126V221H125ZM91 224H93V223H91ZM110 224H111V223H110ZM117 224H116V225H117ZM119 224H120V223H119ZM123 224H124V223H123ZM255 224H256V223H255ZM58 225H59V224H58ZM111 225H112V224H111ZM113 225H115V224H113ZM113 225H112V226H113ZM121 225H122V224H121ZM121 225H120V227H121ZM0 226H1V225H0ZM44 226H46V224H45ZM49 226H50V225H49ZM60 226H61V225H60ZM74 226H75V225H74ZM85 226H86V225H85ZM88 226H89V225H88ZM92 226H93V225H92ZM106 226H107V224H106ZM106 226H105V227H106ZM109 226H110V225H109ZM124 226H126V225H124ZM69 227H70V225H69ZM24 228H25V227H24ZM81 228L83 229V227H81ZM255 228H256V227H254L253 229H255ZM1 229H2V227H1ZM1 229H0V231H1ZM156 229H157V227H156ZM173 229H174V228H173ZM258 229H259V228H258ZM65 230H66V229H65ZM206 230H207V228H206ZM208 230H209V229H208ZM10 231H11V230H10ZM91 231H92V230H91ZM147 231H148V229H147ZM255 231H256V230H255ZM22 232H23V231H22ZM76 232H77V231H76ZM156 232H157V231H156ZM162 232H163V231H162ZM217 232H218V231H217ZM23 233H24V232H23ZM90 233H91V232H90ZM90 233H88V234L91 236ZM203 233H204V232H203ZM0 234H1V233H0ZM43 234H44V233H43ZM162 234H163V233H162ZM177 234H178V233H177ZM23 235H24V234H23ZM117 235H118V234H117ZM254 235H255V234H254ZM259 235H260V233H259ZM261 235H262V234H261ZM263 235H264V234H263ZM70 236H71V235H70ZM193 236H194V234H193ZM256 236H258V235H256ZM194 237H195V236H194ZM213 237H214V236H213ZM251 237H252V236H251ZM260 237H262V236H260ZM260 237H259V238H260ZM116 238H118V236H117ZM56 239H57V237H56ZM88 239L90 240L91 238L88 237ZM157 239H158V238H157ZM5 240H6V239H5ZM158 240H159V239H158ZM158 240H157V241H158ZM192 240H193V239H192ZM213 240H214V239H213ZM87 241H88V240H87ZM113 241H114V240H113ZM1 242H2V241H1ZM12 242H13V241H12ZM34 242H35V241H34ZM85 242H86V241H85ZM90 242H91V240H90ZM92 242H93V241H92ZM193 242H194V241H193ZM27 243H28V242H27ZM47 243H48V242H47ZM24 244H25V243H24ZM44 244H45V243H44ZM64 244H65V243H64ZM113 244H114V243H113ZM116 244H117V243H116ZM17 245H18V244H17ZM31 245H32V244H31ZM69 245H70V244H69ZM192 245H193V244H192ZM257 245H258V244H257ZM259 245H260V244H259ZM32 246H33V245H32ZM50 246H51V244H50ZM85 246H86V245H85ZM91 246L93 247V245H91ZM4 247H5V246H4ZM19 247H20V246H19ZM35 247H36V246H35ZM82 247H83V245H82ZM89 247H90V246H89ZM94 247H95V245H94ZM2 249H3V247H2ZM46 249H47V248H46ZM50 249H51V248H50ZM93 249H94V248H93ZM262 249H263V247H262ZM0 250H1V249H0ZM32 250H33V249H32ZM64 250H65V248H64ZM4 251H5V250H4ZM20 251H21V250H20ZM52 251H53V250H52ZM89 251H90V250H89ZM92 251H94V250H92ZM1 252H3V250H2ZM44 252H45V251H44ZM93 253H94V252H93ZM19 254H20V253H19ZM27 254H28V253H27ZM54 255H55V254H54ZM59 255H60V254H59ZM61 255H62V254H61ZM1 256H2V255H1ZM42 256H43V255H42ZM92 256H93V255H92ZM92 256H90V257H92ZM13 257H14V256H13ZM36 257H37V256H36ZM93 257H94V256H93ZM18 258H19V257H18ZM18 258L16 257V259H18ZM23 258H24V257H23ZM97 258H98V257H97ZM5 259H6V258H5ZM14 259H15V258H14ZM14 259H13V260H14ZM45 259H46V258H45ZM88 259H89V257H88ZM261 259H262V258H261ZM18 260H19V259H18ZM36 260H38V259H36ZM94 260L96 261V259H94ZM97 260H99V258H98ZM115 260H116V259H115ZM14 261H16V260H14ZM26 261H27V259H26ZM46 261H47V260H46ZM46 261H45V262H46ZM255 261H256V260H255ZM54 262H55V261H54ZM244 262H245V261H244ZM17 263H18V262H17ZM17 263H16V264H17ZM42 263H43V262H42ZM102 263H103V262H102ZM259 263H261V262H259ZM55 264H57V262H55ZM60 264H61V263H60ZM97 264H99V263H97ZM100 264H101V263H100ZM111 264H116V261H112Z\"/></svg>",
    "mask_w": 264,
    "mask_h": 264
}]
</instances>
